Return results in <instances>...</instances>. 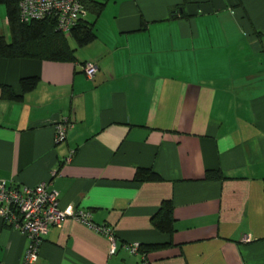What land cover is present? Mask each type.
<instances>
[{
    "label": "crops",
    "instance_id": "obj_1",
    "mask_svg": "<svg viewBox=\"0 0 264 264\" xmlns=\"http://www.w3.org/2000/svg\"><path fill=\"white\" fill-rule=\"evenodd\" d=\"M86 3L102 10L82 18L86 46L64 32L73 61L0 59V182L48 184L59 208L113 228L117 251L68 219L35 264H141L132 243L150 264H264V0ZM23 78L36 87L22 93ZM167 201L170 234L152 224ZM27 247L0 219V264H23Z\"/></svg>",
    "mask_w": 264,
    "mask_h": 264
},
{
    "label": "built area",
    "instance_id": "obj_2",
    "mask_svg": "<svg viewBox=\"0 0 264 264\" xmlns=\"http://www.w3.org/2000/svg\"><path fill=\"white\" fill-rule=\"evenodd\" d=\"M87 0H19L18 12L22 22L53 18L56 30L67 32L86 15L84 3ZM93 64L84 66L85 75L90 78L96 72ZM72 125L67 120L55 126V144L66 139ZM58 193L48 190V184L20 191L16 187L0 182V219L13 230L22 234L28 241L23 264H35L41 243L52 227H61L65 220H74L90 230L103 235L109 242V254L117 251L114 229L107 225L92 223L89 212L76 211L72 205L59 208ZM122 248L139 257L141 264H150L147 255L140 252V244H124Z\"/></svg>",
    "mask_w": 264,
    "mask_h": 264
},
{
    "label": "trees",
    "instance_id": "obj_3",
    "mask_svg": "<svg viewBox=\"0 0 264 264\" xmlns=\"http://www.w3.org/2000/svg\"><path fill=\"white\" fill-rule=\"evenodd\" d=\"M19 0H0L6 10V20L9 28L10 41L0 34V59H39L51 61H73V51L69 48L67 37L64 32L56 30L55 20H31L22 22L18 12ZM86 10L99 15L102 8L84 3ZM70 37L76 46L81 48L95 39L93 25L81 19L70 31ZM37 78H23L20 80L22 93L32 91L37 85ZM3 99L17 100L7 87H1ZM154 174L150 171H138L139 180H153ZM210 177V176H209ZM152 224L161 233L170 234L173 231L172 204L164 202L158 213L153 217ZM140 252L148 254V249L140 246Z\"/></svg>",
    "mask_w": 264,
    "mask_h": 264
},
{
    "label": "rangeland",
    "instance_id": "obj_4",
    "mask_svg": "<svg viewBox=\"0 0 264 264\" xmlns=\"http://www.w3.org/2000/svg\"><path fill=\"white\" fill-rule=\"evenodd\" d=\"M0 33H3L2 35L8 41H10L9 28L6 25V21H5V7L3 5H0Z\"/></svg>",
    "mask_w": 264,
    "mask_h": 264
}]
</instances>
